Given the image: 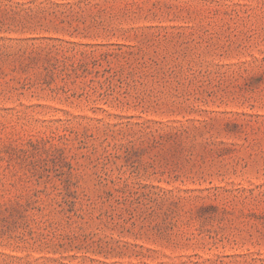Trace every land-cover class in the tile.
<instances>
[{
	"label": "rangeland",
	"instance_id": "rangeland-1",
	"mask_svg": "<svg viewBox=\"0 0 264 264\" xmlns=\"http://www.w3.org/2000/svg\"><path fill=\"white\" fill-rule=\"evenodd\" d=\"M0 264H264V0H0Z\"/></svg>",
	"mask_w": 264,
	"mask_h": 264
}]
</instances>
